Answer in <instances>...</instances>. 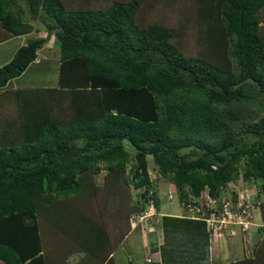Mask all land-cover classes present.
Masks as SVG:
<instances>
[{
  "label": "trees",
  "instance_id": "trees-1",
  "mask_svg": "<svg viewBox=\"0 0 264 264\" xmlns=\"http://www.w3.org/2000/svg\"><path fill=\"white\" fill-rule=\"evenodd\" d=\"M33 30L0 88L48 43L58 85L0 95L5 264H116L149 156L181 203L259 179L264 193V0H0V42ZM258 229L228 264H264Z\"/></svg>",
  "mask_w": 264,
  "mask_h": 264
},
{
  "label": "crops",
  "instance_id": "crops-1",
  "mask_svg": "<svg viewBox=\"0 0 264 264\" xmlns=\"http://www.w3.org/2000/svg\"><path fill=\"white\" fill-rule=\"evenodd\" d=\"M32 32L33 31H31L28 34L12 36L7 40L0 42V66L6 64L12 59L11 57H13L17 49L23 44H26L28 40L32 37V34H34ZM48 45L49 43L43 47V50L46 51L45 52L46 54H47V49L45 48ZM14 47L16 49L13 50V52H10V50ZM57 59L59 60V58ZM43 66L44 69H46V66H51L50 59H48L47 57H38L34 62H32L29 65V67L20 76L10 80L5 87L0 88V95L7 100L8 94L17 97L16 90L18 89L57 87L58 85L57 76L53 80L54 82L52 83V85L47 84L48 83L47 81L51 80L52 76L48 74L46 70H44L42 73L40 72ZM59 67H60V60H59ZM55 70H56V63H55ZM30 72L34 76L31 79L33 80V82L28 81V78L31 77L29 76ZM36 72H38L39 76L41 77L45 76L44 82L39 85L38 83L37 84L34 83L37 77V75L35 76ZM3 98H1L2 101H0V114L2 113V109L4 106L7 107L9 106V104H11L8 101L5 102ZM3 103L5 104L3 105ZM13 103L16 104L17 100L16 102L14 100ZM1 116L3 115L1 114ZM161 216L164 219L163 220L164 227L162 229L163 232L161 233V240L157 241L156 243L152 242V244H150L151 255L148 258L150 260L149 261H147L148 259L146 260L147 264H151L153 261H158L161 264H216L217 263V261H215L214 258V246L211 242L210 231L207 221L202 219L204 221L203 223L202 221H200L201 218L193 217L181 213L168 212V213H162ZM156 218L157 220L160 221V218L158 217ZM261 223H257V224H261ZM136 228H138V226H136L135 228L132 227V229L128 232V234L124 238L123 242H126V240L130 238L132 232ZM256 229L257 231H254L251 234H249L250 238H248V240L258 238L259 229L258 228ZM153 248H157V250L153 252L152 251ZM116 251L113 253V257L115 258L116 264H120L119 262L120 260L118 259ZM82 255L83 253L73 254L69 258V260L71 262H75Z\"/></svg>",
  "mask_w": 264,
  "mask_h": 264
},
{
  "label": "rangeland",
  "instance_id": "rangeland-1",
  "mask_svg": "<svg viewBox=\"0 0 264 264\" xmlns=\"http://www.w3.org/2000/svg\"><path fill=\"white\" fill-rule=\"evenodd\" d=\"M34 34H32L31 38H35L38 35H46V32L43 33H37L33 30ZM30 37V36H29ZM30 38V39H31ZM51 46H46L45 49ZM16 48H12L10 52H13ZM57 50H52L51 53H45L43 49H40L38 52V57H47L51 61V66H46V69H44V66L41 68V73L46 70L48 74L52 76L51 80H48L47 84L52 85L54 82L53 80L59 75V60ZM12 58V57H11ZM8 63V62H7ZM55 63H56V70H55ZM37 75L34 83L38 85L43 83L45 80V76L41 77L39 76L38 72H36L35 76ZM31 76L28 78V81H32V77H34L31 72L29 74ZM127 149L131 153H135L136 149L130 145L127 144ZM149 159V172L152 179V189H155L156 196L158 198V206L157 211L155 215H152V218H149L146 222H138V224L135 222V225L138 226L136 228L130 238L126 240V242H123L121 246L118 248L117 256L120 260V264H147L146 260L151 255V247L150 244L152 242L156 243L157 241L161 240V233L163 232L162 229L164 227L163 218L161 216L162 213H181V214H187V211L182 206L180 199H179V193L176 188V186L167 181L165 178H163L158 169L155 167V163L152 156L148 157ZM98 180H100L101 175H99ZM258 183V184H257ZM255 182H246L242 187H240L243 191V196L248 200L251 201H257L259 199L260 201L264 199V193L261 194V196L258 197V189L259 184L261 183V180L259 179ZM151 188H147L148 190ZM146 189V188H144ZM143 189V190H144ZM131 191L133 193V197L135 195V202L138 203V207H141L140 202L142 201V197L140 195V189H132ZM172 195V198L170 199L169 196ZM204 202V201H202ZM147 205V204H146ZM261 211L254 210V223H252V226L249 230V233H247L245 236H243V232L240 231V228H237L235 231L234 236H231L232 239L230 242L224 240L223 238L219 239L218 241L212 240V244L214 246V258L215 261L220 262L221 264H228L229 260L238 259L241 257H244L247 250L252 249V244L256 240L255 238L252 240H248L250 238L249 234H251L254 231H257L256 228L259 227L262 219L260 215ZM160 218V221L157 220V218ZM204 223V221L201 219ZM135 228V227H134ZM226 229V228H224ZM227 230V229H226ZM254 234V233H253ZM249 236V237H248ZM152 259V258H151ZM148 259L147 261H149ZM0 264H5L3 261L0 260Z\"/></svg>",
  "mask_w": 264,
  "mask_h": 264
},
{
  "label": "built area",
  "instance_id": "built-area-1",
  "mask_svg": "<svg viewBox=\"0 0 264 264\" xmlns=\"http://www.w3.org/2000/svg\"><path fill=\"white\" fill-rule=\"evenodd\" d=\"M242 180V176H240ZM149 200L144 210H136L131 215V223L136 227L138 222H146L156 214L157 205L154 199V190L149 189ZM243 191L238 184L230 183L227 188H222L218 197H213L209 189L200 195L189 193L188 202L181 203L187 211L186 215L198 217L207 221L211 241L223 238L230 242L237 228L245 235L252 226L254 210L261 211V201H248L243 196ZM172 198V195L169 196ZM204 201V202H202ZM135 222L137 223L135 225ZM264 226L263 222L259 227ZM226 228V229H224ZM243 234V235H244Z\"/></svg>",
  "mask_w": 264,
  "mask_h": 264
}]
</instances>
